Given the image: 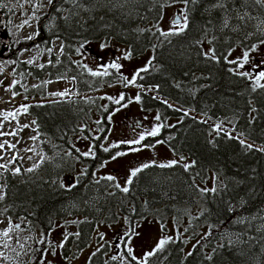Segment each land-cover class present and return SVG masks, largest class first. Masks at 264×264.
<instances>
[{"label": "trees", "instance_id": "obj_1", "mask_svg": "<svg viewBox=\"0 0 264 264\" xmlns=\"http://www.w3.org/2000/svg\"><path fill=\"white\" fill-rule=\"evenodd\" d=\"M176 2L185 4L186 27L162 32L158 25L163 11ZM55 5L51 34L65 41L63 55L52 56L44 67L16 60L13 74L20 82L13 91L26 98L48 97L49 74L73 77L79 92L116 83L119 72L115 70L97 77L74 64L70 45L75 39H115L128 46L132 55L152 49L151 63L140 72L137 83L155 86L170 102L141 94L143 107L157 109L162 120L160 132L146 141H164L190 161L169 168L148 164L132 178L125 193L110 180L92 177L119 148L99 150L95 158L85 159L88 174L74 187L65 188L60 178L71 166L65 150L71 136L80 131V123L87 125L90 106L85 100L68 99L30 103L27 112L36 122L44 149L59 154L38 169L1 174L4 213L26 216L45 231L60 217L81 214L91 219L80 224L81 230L89 232L100 221L117 222L120 217L133 224L154 216L165 224L172 216L178 224L187 209L200 206L187 233L196 238L198 232H207L193 249L186 253V241L179 235L156 250L150 264H264V151L256 146L248 149L249 144H241L238 137L215 131L197 117L216 122L231 117L240 135L264 147V84L256 85L237 70L238 62L229 59L235 48L251 51L264 41V0H58ZM30 78L39 84L25 89L23 84ZM110 111L109 107L100 111L102 134L92 138L97 144L110 128ZM171 118L176 122L168 123ZM211 181L212 187L199 185ZM102 259L98 254L93 264H112Z\"/></svg>", "mask_w": 264, "mask_h": 264}, {"label": "rangeland", "instance_id": "obj_2", "mask_svg": "<svg viewBox=\"0 0 264 264\" xmlns=\"http://www.w3.org/2000/svg\"><path fill=\"white\" fill-rule=\"evenodd\" d=\"M55 0H0V7L3 14L7 18L6 31L11 38L14 47L0 55V133H12L15 135H0V165H7L6 168H0V196L4 194V182L1 174L7 170L11 173H16L15 170L23 169H38L40 164L46 160H52L58 156L48 154L43 147V141L39 137L36 130L37 125L34 118L24 111V107L34 102L44 101H59V100H85L90 106V112L87 115V125L80 123V131L71 136V145L65 150L69 157H66L71 166L62 174L61 184L64 187H69L74 184L75 177L88 167L86 158H93V155L83 156L80 152H88L91 149L95 155L99 154V150L116 148L113 145H118L119 150L106 159L93 173L96 180L106 179L112 176L115 179L111 180L113 185L126 187V181L131 176V171L137 168L141 169L145 164L157 163L167 164L170 161L181 163H189V157L174 153L166 142L155 141L147 142V138L152 136L147 135L154 128H162V120L156 119L160 114L157 109H145L142 104V93H146L152 97L160 98L165 102H170L169 99L160 96L155 86H145L137 83V76L134 73L140 69H147L153 57L152 49L139 55H132L130 48L115 39L93 41L89 43L88 48L81 46L78 54L80 64L86 63L83 69L86 72L92 71L107 73L117 71L114 68L107 67L115 62L121 65L119 73H117V82L113 85L103 84L98 90L87 92H78L76 89V81L69 77L58 78L46 82V89L51 93L48 97H31L26 98L24 93H15L13 86L20 82V78L13 74L16 60H23L35 65H42L49 62L52 53L61 55L62 42L55 40L53 46L42 47L36 45V42L31 43L38 33V22L43 18ZM67 1V0H64ZM60 6L56 7L59 9ZM185 4L176 2L167 5L163 11L158 27L162 32H170L180 30L182 25L186 24L185 20ZM179 17V25L173 23ZM21 44V45H20ZM0 40V50L2 48ZM103 46V47H102ZM83 49V51H82ZM18 50L17 52H15ZM93 52L99 56L95 57ZM248 53L247 62H244V53ZM131 54L130 58L125 59L126 54ZM231 61L238 62L237 70L244 74L248 73L256 85L264 84V80L257 82L258 74L264 71V41L254 45L251 51H247L240 47L235 48L229 55ZM261 59V60H259ZM91 70V71H89ZM127 79H124V78ZM135 80L134 84L129 81ZM37 80L30 78L28 83L23 84L25 89L29 86H37ZM7 89V90H6ZM65 96L53 95V93L65 92ZM15 93V96L13 94ZM123 94L125 97L119 104L114 103ZM139 96V100H137ZM111 97L112 99H109ZM176 108L189 112V110L181 105L175 104ZM111 110L108 116L110 128L103 138V141L97 144V139L101 137L102 129L100 123L103 117L101 110L108 108ZM6 113H15V116H7ZM201 120L208 122L215 130L224 131L230 135L236 136L247 144L264 148L263 146L254 144L244 138L235 130V125L231 117L220 122H216L211 118L197 114ZM176 119H169L168 123L173 124ZM27 125L28 127H24ZM87 130V133L84 131ZM160 132V131H159ZM144 139L136 144L121 143L122 141H136L140 136ZM92 138H97L95 141ZM14 145L15 147H10ZM127 145V147H126ZM74 146V147H73ZM29 149V151H25ZM79 149L80 152H77ZM134 149H140L136 151ZM120 152L126 155H116ZM63 156V155H60ZM113 156H116L113 159ZM183 157V159H181ZM108 180V179H106ZM199 185L202 188L212 187V181L206 184ZM7 206H0V264H34L40 262L47 264V261L58 262V264H84L82 256L61 257L57 251V247L52 246L53 240L63 233L68 234L67 230L74 227V221L78 218L73 214H68L65 217H60L55 220L54 231L46 236V233L31 225L24 216H10L4 213ZM201 210L200 206H194L186 210V215L178 222H175L174 217H167L166 223L156 217H145L136 220L133 224L125 217H120L119 221L108 220L101 221L95 229L96 234H101L106 237L119 236L120 239L126 234L132 236L131 245L137 260L144 262L146 254L157 249L159 241L177 240L181 235L186 241L185 252H190L196 242L207 232V229L198 232L197 237L193 238L192 233H187V228L192 224V218ZM31 225V226H30ZM167 227V229H165ZM8 235L5 236L4 232ZM43 235V239L41 235ZM61 237L63 240L66 237ZM48 240H45L47 239ZM44 240V241H43ZM43 241V242H42ZM118 241V240H117ZM43 244L46 246L42 251ZM166 244V243H165ZM164 244V245H165ZM120 245V242L118 243ZM36 247V248H35ZM132 252V250H131ZM133 255V254H131ZM122 259L123 256H121ZM124 264H135L127 259ZM137 264V263H136Z\"/></svg>", "mask_w": 264, "mask_h": 264}, {"label": "flooded vegetation", "instance_id": "obj_3", "mask_svg": "<svg viewBox=\"0 0 264 264\" xmlns=\"http://www.w3.org/2000/svg\"><path fill=\"white\" fill-rule=\"evenodd\" d=\"M56 6L57 5H55L54 7H56ZM53 8L51 9L49 14L47 13L38 22V28L39 29H38L37 36L35 37L34 40H36V45H39L42 47H47V48L50 46L52 47L53 42L55 40L61 41L62 42L61 55L58 56L57 54L52 53L50 56L49 62H45L44 64L40 65L42 67H44L45 65H48V63L51 62L52 56H54L55 58H60L64 52L65 41L63 39L54 38L53 34H51L52 30L54 29V26H53L54 16H53V11H52ZM47 15H48V17H47ZM102 40L104 41V40H106V38H100V39H95V40L90 39L88 41H82L80 39H75L73 44L70 45L71 49L74 50V53L72 54L71 60H73L74 64H76L79 69H83V67L85 68L87 65L86 63H83V62L80 64L81 60L78 59V57H77L79 54V50H80L81 46H83V48L85 49V48L89 47V43H91L93 41H102ZM13 47H14V44L11 40L10 48H13ZM82 51H83V49H82ZM93 55L95 57L99 56L95 52H93ZM259 60H261V59H259ZM83 70H85V69H83ZM101 75H99L97 77H100ZM47 78H49V79H47L46 82L54 80V79H58V78H64V77L51 78L50 74H49L47 76ZM69 78L74 79L73 77H69ZM95 90H98V89H95ZM88 91H91V90H88ZM84 92H87V91H84ZM86 173L88 174V172H84V171L79 173L77 175V177H75L74 185H76L78 179L82 175H85ZM93 173H92V176H93ZM61 179H62V176L60 178V183H61ZM99 180H101V179H98L97 181H99ZM102 180H106V179H102ZM128 186H129V184L126 187H128ZM65 188H71V187L69 186V187H65ZM73 215L78 218L76 221H74V224H73L74 227H72L71 230H67L68 234H66V236H65V233H63L61 235H58L53 240L52 246L57 247V251L53 250L54 253H58L62 258L67 257L68 259H71L72 257L82 256V254H83L84 264H93V259L98 254L103 256L102 260L104 261V263L112 262V264H124V262L125 261L127 262V259H128L129 261H132L135 264L136 263L137 264H150V261H149L150 256H147V255L144 259V262H141V261L139 262L137 259H135V260L132 259V257L135 255H134L133 248L131 245L132 236L130 234H126L121 239L117 235L113 236V237H106V236L101 235V234H96L95 229H96L97 224L99 222L95 225V228L93 231H91L89 229V232H87L88 231L87 228L84 230H81L80 224L82 222H86V221L90 222L91 219L86 218V217L82 216L81 214H73ZM24 218L29 223H31L32 226L37 227L32 223V221L29 218H27L26 216H24ZM55 228L56 227H52L50 230H47V231H45L41 228H38V229L41 231V233L45 232L46 236H47V235H49L50 232L52 233ZM77 233L79 235H77ZM40 235H41V238L43 239V235L42 234H40ZM64 236L66 238L63 240L61 237H64ZM45 240H48V238ZM119 242H120V245H118ZM60 244H63V247H60L59 246ZM45 247L46 246L43 244L42 251L44 250ZM129 249L132 250L131 254H133V255H129ZM154 251H156V250H154ZM121 256H123L124 259H122ZM113 257H116V259H113ZM34 264H42V263L36 262ZM47 264H58V262H52L51 263L50 261H47Z\"/></svg>", "mask_w": 264, "mask_h": 264}, {"label": "snow or ice", "instance_id": "obj_4", "mask_svg": "<svg viewBox=\"0 0 264 264\" xmlns=\"http://www.w3.org/2000/svg\"><path fill=\"white\" fill-rule=\"evenodd\" d=\"M50 2H51V0H50ZM179 19H180V18L177 17L176 20L173 21V23L176 24V25H179ZM185 19H186V18H185ZM180 27H181V30H183V28L186 27V24H185V25H182V26H180ZM102 47H103V46H102ZM130 55H131L130 53H129V54H126L124 58H125V59H128V58H130ZM214 55H215V53H214V51H213V57H214ZM247 58H248V53L245 52V53H244V57H243L244 62H247ZM233 63H236V61H233ZM107 67L114 68V69H116L117 71H119L120 68H121V65L118 64V63L113 62V63L109 64ZM146 70H147L146 68H145V69L137 70V71L134 73V75L138 77L141 71H146ZM89 71H91V70H89ZM91 74H92L93 76H99V75H101L102 73H100V72H96V71H92ZM103 74H107V69H105V72H104ZM243 75H248V73H244ZM124 79H127V78L125 77ZM259 80H264V71H261V72L258 74L257 82H259ZM129 83H130V84H134V83H135V80L133 79V80L129 81ZM262 87H264V85H262ZM6 90H7V89H6ZM67 94H68L67 91H65V92H58V93H53V95H57V96H65V95H67ZM13 96H15V93L13 94ZM124 98H125V97L123 96V94H121L120 97H119L118 99H115V100H114V103L119 104L122 100H124ZM109 99H112V98L109 97ZM137 100H139V96H137ZM24 111H27V107H24ZM185 115H186V113H185ZM7 116H15V113H6V114H5V118H7ZM156 119L159 120L160 117L157 116ZM24 127H28V126L25 125ZM159 131H160V127H156V128H154L151 132H148L147 135H149V136H155V135H157V134L159 133ZM9 134H11V135H15L16 133H15V132H12V133H0V135H9ZM143 139H144V136L142 135V136H140L139 140H136V141H122L121 143H128V144L136 143V144H138V143H140ZM161 143H163V141H161ZM240 143L243 144L244 141H240ZM0 147H3V145H0ZM10 147H15V146H14V145H10ZM73 147H74V146H73ZM113 147H118V145H113ZM246 147H247L248 149H251L253 146H252L251 144H249V145H246ZM134 150L139 151L140 149H134ZM259 150H260V151H264V148H261V149H259ZM25 151H29V149H25ZM76 151H77V152H80L79 149H76ZM104 151H108V149H104ZM71 154H72L71 152L68 153V155H71ZM80 155H83V156L93 155V158H94V154L92 153L91 149H89L88 152H80ZM116 155L123 156V155H126V153H124V152H120V153H118V154H116ZM115 158H116V156H113V159H115ZM181 159H183V157H181ZM177 163H178L177 161L173 160V161H170V162L167 163V164H160L159 167H161V168H169V167H173V166L176 165ZM6 167H7V165H0V168H6ZM143 167L147 168V167H149V165H148V164H145ZM184 167L187 169V167H189V165H185ZM140 170H141V169H139V168H137V169H135V170H132V171H131V176H132V177L136 176L137 172H139ZM19 171H20L19 168H17V169L15 170L16 173H18ZM28 171H32V169H28ZM106 179H108V180L111 181V180H114L115 178L112 177V176H108V177H106ZM77 182H78V181H77ZM126 183H127V184H131V183H132V179L129 178V179L126 181ZM74 186H75V185L73 184V185H71L70 187H74ZM116 187L120 188L121 186L117 184ZM121 191L127 193V192L129 191V189H128L127 187H122V188H121ZM201 191H207V190H203V189H202ZM211 191L214 192L215 189H211ZM0 199H3V197L0 196ZM4 235L7 236V235H8V232L5 231V232H4ZM77 235H79V234L77 233ZM42 242H43V241H42ZM165 243H167L166 240H161V241H159V244H158V247H157L156 250L158 251V250L162 249ZM59 246H60V247H63V244H60ZM129 255H131V249H129ZM146 255H147V256H153V255H155V251H153V252H149V253H147ZM113 259H116V257H113ZM132 259L135 260V259H137V258H136L135 256H133Z\"/></svg>", "mask_w": 264, "mask_h": 264}, {"label": "water", "instance_id": "obj_5", "mask_svg": "<svg viewBox=\"0 0 264 264\" xmlns=\"http://www.w3.org/2000/svg\"><path fill=\"white\" fill-rule=\"evenodd\" d=\"M58 2V0H55L49 10H48V14L50 13L52 7ZM48 17V15H47ZM7 18L6 16L3 14L1 8H0V40L2 41L3 45L2 48L0 50V55L7 52L10 49L11 46V38L9 37L7 31H6V26H7ZM36 41H33L31 43V45H33ZM18 50H16L15 52H17Z\"/></svg>", "mask_w": 264, "mask_h": 264}]
</instances>
